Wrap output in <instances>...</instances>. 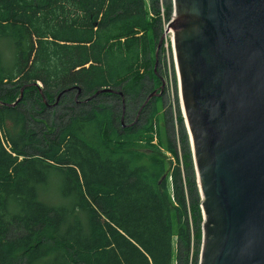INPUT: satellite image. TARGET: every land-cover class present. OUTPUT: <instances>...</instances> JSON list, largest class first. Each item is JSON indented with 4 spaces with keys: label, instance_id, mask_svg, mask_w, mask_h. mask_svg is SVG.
Masks as SVG:
<instances>
[{
    "label": "trees",
    "instance_id": "16d2710c",
    "mask_svg": "<svg viewBox=\"0 0 264 264\" xmlns=\"http://www.w3.org/2000/svg\"><path fill=\"white\" fill-rule=\"evenodd\" d=\"M161 23L159 0H0V264H197L181 114L177 146L165 91L142 106Z\"/></svg>",
    "mask_w": 264,
    "mask_h": 264
},
{
    "label": "water",
    "instance_id": "95a60500",
    "mask_svg": "<svg viewBox=\"0 0 264 264\" xmlns=\"http://www.w3.org/2000/svg\"><path fill=\"white\" fill-rule=\"evenodd\" d=\"M168 30L204 215L197 264H264V0H173Z\"/></svg>",
    "mask_w": 264,
    "mask_h": 264
},
{
    "label": "rangeland",
    "instance_id": "374dc122",
    "mask_svg": "<svg viewBox=\"0 0 264 264\" xmlns=\"http://www.w3.org/2000/svg\"><path fill=\"white\" fill-rule=\"evenodd\" d=\"M169 2L171 4V7L173 8V0H169ZM159 3H160V14L162 16V23H161L162 24V30H161V36H160V40L162 38V42L160 44V47L158 49H156V51H157L156 57L158 56V52H159L160 53V56H159L160 57V64H159V66H157V58H156V62H155L156 64H155V66H153V68H154V71L156 73H158V72L161 73L163 84L160 83V80L158 78H155L154 82H153V86L156 89L165 90V92L163 94L164 108L162 110H160V112H159V115L161 116L160 122H161V124H163V114L164 113H166V117H167V115H169V117H171L173 119V122H174L173 132H172V129H169L170 133L168 132V134H169V136H171V132H172L171 138L176 137L175 142L178 146V145H180V132L177 133V130H176L177 111L179 110V112L181 114L182 123L184 125V128L186 126V118H185V116H183V111H182V107H181V103H180V93H179V89H178V81H177V76L175 74L176 66L174 63V56L172 55L171 46H170V43H171L170 38H171V35L173 34V32L170 30L166 31V28H168L169 20L165 19V17H164L165 0H159ZM172 12H173V10H172ZM172 12H171V16H172ZM2 47L4 49L5 56L8 58L10 56L9 48L6 45H2ZM172 58H173V60H172ZM173 74H175V78H174ZM175 79H176V92H175V88L173 85ZM161 91H159V92L161 93ZM57 102H58V100L55 102V104ZM164 110H166V111H164ZM137 115H139V113ZM127 121H130V120L127 119ZM177 127H178V125H177ZM187 130L188 129L186 126L185 131H187ZM188 140H189V144H190V136L189 135H188ZM60 186H61V181L58 180L57 178H52L48 187L45 190L41 191V198L42 199H45V198L50 199L52 202L60 201V198H59Z\"/></svg>",
    "mask_w": 264,
    "mask_h": 264
},
{
    "label": "built area",
    "instance_id": "2783aa9c",
    "mask_svg": "<svg viewBox=\"0 0 264 264\" xmlns=\"http://www.w3.org/2000/svg\"><path fill=\"white\" fill-rule=\"evenodd\" d=\"M170 45H171V48H173V41H172V38H171V43H170ZM173 50V49H172Z\"/></svg>",
    "mask_w": 264,
    "mask_h": 264
},
{
    "label": "bare ground",
    "instance_id": "6f19581e",
    "mask_svg": "<svg viewBox=\"0 0 264 264\" xmlns=\"http://www.w3.org/2000/svg\"><path fill=\"white\" fill-rule=\"evenodd\" d=\"M180 103H181V100H180ZM181 107H182V105H181ZM182 111H183V109H182ZM183 115H184V111H183Z\"/></svg>",
    "mask_w": 264,
    "mask_h": 264
},
{
    "label": "flooded vegetation",
    "instance_id": "af4514ba",
    "mask_svg": "<svg viewBox=\"0 0 264 264\" xmlns=\"http://www.w3.org/2000/svg\"><path fill=\"white\" fill-rule=\"evenodd\" d=\"M162 84H163V81H162ZM161 90H163V89H161ZM163 91H165V90H163ZM162 92V91H161Z\"/></svg>",
    "mask_w": 264,
    "mask_h": 264
}]
</instances>
